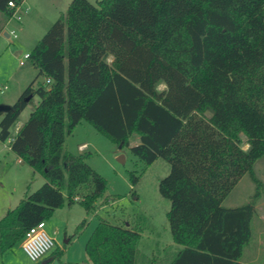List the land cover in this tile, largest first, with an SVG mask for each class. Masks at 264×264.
<instances>
[{"label": "trees", "instance_id": "1", "mask_svg": "<svg viewBox=\"0 0 264 264\" xmlns=\"http://www.w3.org/2000/svg\"><path fill=\"white\" fill-rule=\"evenodd\" d=\"M9 1L0 0L7 16ZM29 59L37 77L3 113L0 139L38 94L9 147L45 182L0 219L1 251L66 199L76 201L84 185L91 190L78 200L96 209L107 180L87 153L64 149L67 134L87 121L145 165L158 157L170 163L159 191L171 201L178 245L146 256L138 224L102 218L85 244L93 264H250L255 203L223 201L245 174L261 186L254 164L264 157V0H72ZM134 136L139 143L131 145Z\"/></svg>", "mask_w": 264, "mask_h": 264}, {"label": "rangeland", "instance_id": "2", "mask_svg": "<svg viewBox=\"0 0 264 264\" xmlns=\"http://www.w3.org/2000/svg\"><path fill=\"white\" fill-rule=\"evenodd\" d=\"M71 1L28 0V9L23 8L21 19L12 18L7 24L8 33L14 30L16 37L11 35L7 38L0 35V85L8 86L0 91V103L13 104L37 77L38 69L29 58H23V55L30 52L50 26L67 12ZM5 19V14L0 11V22L2 20L3 23ZM17 49H22L19 56L15 54ZM21 59H24V64H21ZM43 79V76H39L34 86L37 87ZM159 88H165V84L161 83ZM39 101L40 96L33 95L11 127V138L29 118ZM1 118L2 113L0 120ZM242 137L246 138L245 135ZM132 139L131 145L134 143ZM9 140L10 138L5 141L0 139V219L9 209L15 208L28 193L35 191L45 182L41 173L25 161L19 160V156L10 149ZM82 142L88 143L85 151L87 163L105 177L107 190L96 202V209L87 211L78 200L80 195L91 190V187L86 188L84 185L79 188L80 194L76 201L69 203L66 199L64 206L57 208L45 220L46 231L55 239L54 247L45 257L61 251L63 254L59 263L93 264L86 253L85 244L102 218L112 224L126 227L138 224L142 228L139 249L146 256L159 255L162 249L176 244L167 217L171 201L159 191L160 180L170 172V163L158 157L153 163L145 165L128 146L122 147L113 142L87 121H82L72 133L67 134L64 149L79 154L78 145ZM243 147L247 148L248 144ZM120 155L125 157V161L118 159ZM254 170L261 181L259 190L251 175L245 174L225 198L223 205L237 207L254 201L257 212L252 219V236L245 247V256L257 255L255 264H264V157L255 162ZM131 174L139 176L136 183L132 182ZM68 240L70 241L67 242ZM0 264L35 262L27 256L21 244L17 243L4 251L0 248Z\"/></svg>", "mask_w": 264, "mask_h": 264}, {"label": "built area", "instance_id": "3", "mask_svg": "<svg viewBox=\"0 0 264 264\" xmlns=\"http://www.w3.org/2000/svg\"><path fill=\"white\" fill-rule=\"evenodd\" d=\"M8 6L14 8V12L9 19L17 18L21 19V13L24 7V0L17 4L15 1L10 0L8 2ZM14 35L16 37V33L14 30H11L9 36ZM30 52H26L23 55V58H29ZM24 63V59H21V64ZM51 79H47V82H50ZM7 88V85H0V91ZM12 138H10L11 140ZM9 140V141H10ZM55 245V239L46 231V222L44 220L39 221L35 225L29 228L26 235L22 241V248L27 256L34 262H38L41 260Z\"/></svg>", "mask_w": 264, "mask_h": 264}, {"label": "crops", "instance_id": "4", "mask_svg": "<svg viewBox=\"0 0 264 264\" xmlns=\"http://www.w3.org/2000/svg\"><path fill=\"white\" fill-rule=\"evenodd\" d=\"M27 1L28 0H24V7H26L27 9H28V6H27ZM5 14V13H4ZM5 20L3 21V23H2V20H1V22L0 23H2L3 24V26H1V28H0V35H4V36H6L7 38H9L10 36L8 35V30H7V24L10 22V20L11 19H9V16H7L6 14H5ZM31 51V50H30ZM22 53V49H17L16 51H15V54L17 55V56H19L20 54ZM24 64V63H23ZM5 85H7V84H5ZM8 87V86H7ZM10 105H13V104H10ZM2 116H3V113H2ZM23 125V124H22ZM20 128V127H19ZM9 138H11V135H10V137ZM132 138H134V139H132ZM131 139L134 141V143H133V145H136V144H138L139 143V137L138 136H134V137H132ZM82 146V147H81ZM88 148V143L87 142H82L81 144H79L78 145V150H79V153H83V152H85L86 151V149ZM19 160L20 161H22V159L19 157ZM77 198V197H76ZM46 222V221H45ZM23 241V240H22ZM22 241L21 242H19L20 244H21V247H22ZM70 240H68L67 242H69ZM258 244H260V246H261V241H259L258 242ZM259 246V247H260ZM178 247V245H176V244H173V246L172 247H170V248H164V249H162L161 250V253H160V255H163L165 252H167V251H169V252H171V251H174L176 248ZM261 248V247H260ZM256 250H258V245H257V248H256ZM48 259V258H47ZM248 262H250V264H255V260H257V255H252V254H250L249 255V257H247V259H246ZM51 263H57V264H66V263H64V262H61V263H59V258H51V259H49L48 260V262H47V264H51ZM80 264H85V263H80Z\"/></svg>", "mask_w": 264, "mask_h": 264}, {"label": "water", "instance_id": "5", "mask_svg": "<svg viewBox=\"0 0 264 264\" xmlns=\"http://www.w3.org/2000/svg\"><path fill=\"white\" fill-rule=\"evenodd\" d=\"M8 35H9V33H8ZM10 110H12V105L0 103V113H5V112H8ZM118 159L121 161H125V157L123 155H120ZM47 262L48 261L45 260L41 264H47Z\"/></svg>", "mask_w": 264, "mask_h": 264}, {"label": "flooded vegetation", "instance_id": "6", "mask_svg": "<svg viewBox=\"0 0 264 264\" xmlns=\"http://www.w3.org/2000/svg\"><path fill=\"white\" fill-rule=\"evenodd\" d=\"M48 257H43L41 260H39L38 262H35V264H40V263H42V261H45V259H47Z\"/></svg>", "mask_w": 264, "mask_h": 264}]
</instances>
